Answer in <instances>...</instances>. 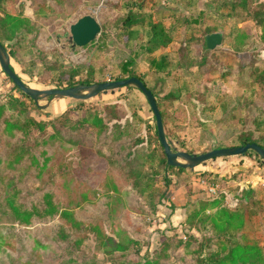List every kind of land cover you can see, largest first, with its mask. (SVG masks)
Here are the masks:
<instances>
[{
    "label": "rangeland",
    "instance_id": "374dc122",
    "mask_svg": "<svg viewBox=\"0 0 264 264\" xmlns=\"http://www.w3.org/2000/svg\"><path fill=\"white\" fill-rule=\"evenodd\" d=\"M11 1L15 5V11L30 19L37 33L34 46L28 44L29 39L23 44L25 52L20 54L23 66L11 61L15 71L27 86L38 90L57 89L58 87V82L53 81V76L50 74L53 71L47 68V64L40 63L38 66L32 67L35 60L41 61L43 53L48 55L49 64H53L54 68H56L55 63L67 69L84 66L82 78L79 79L90 77L96 82H101L100 80L111 82L118 76L126 78L127 75L122 73V64L130 58H135L134 53L138 51V45L134 41L131 48L125 46L127 37L125 32L120 29L128 13L123 10L119 0ZM130 1L133 0H127V2ZM152 1L156 5L150 9V3L146 1L142 13L151 14L154 22L164 23L166 27H170L177 19L182 21L184 17L191 16L192 13L189 11L194 8L190 5L189 0H174V2L163 0L160 4L157 3L158 0ZM193 2L195 5L198 4L194 14L197 12H203L206 15L214 14L217 19L209 18V21L221 25L223 34L231 31L236 19H228L227 9L220 8L224 0H193ZM258 2L264 3V0H258ZM47 10L53 11L47 13L46 17L35 15L37 11L45 12ZM172 13H175L177 17L172 16ZM85 16H93L98 20L101 25V34L94 43L86 48H72L69 42L70 27ZM241 27L247 35H250V38L248 49L235 57L239 62H234L229 56L209 62L203 69L181 70L178 68L173 54V46L178 45L176 41L172 44L173 46L156 54L157 57L168 55L173 76L149 70L140 62V56L135 58L134 73L141 76L149 87H156V93H162L164 86L179 93L183 90L184 80H189V74L198 72L196 80L192 79L188 86L193 93H208V102L212 103L215 100V93L221 87L220 82L214 84L212 81L218 80L221 74L232 70V76H228L227 79L226 90L229 94L240 93L242 89L236 81L239 71L238 63L243 67L254 64L259 69H264V43L260 41V30L252 22L241 24ZM182 29L185 30V27ZM14 43L15 41L5 42L8 53ZM206 49V43L205 45L203 43L192 45L195 62L198 63L207 55ZM218 49L223 53H229L226 45H222L216 50ZM41 65L43 66L41 67ZM22 69H25L29 74H24ZM209 69L214 70L208 72ZM88 72H92V75H88ZM57 73L59 75L60 72ZM8 95L22 98L0 66V103L6 104ZM23 99L28 104L30 116L48 124H52V120L65 111L77 109L80 103L71 99L46 98L39 102V106L45 107L41 109L33 100ZM84 103V107L106 117L110 114L104 104H117L120 116L118 123L124 127L128 123L132 124L133 132L145 139L144 144L135 148L129 158H121V155L115 152L118 163L110 165L106 160L101 159V155L96 154L99 146L95 143L94 132L90 127H87L83 133L86 135L88 144L93 147L96 158L94 157L93 165L85 168L81 165V152L77 147L68 143H64V146L60 147V143L57 142L49 149L47 145L43 144L44 138H41L43 136L40 135V132L30 128V135L24 144L26 150H31V154L37 156L40 163L43 162L42 153L44 151L48 156L54 154L51 164L47 165L37 180L32 172L7 169L8 163L13 161V156L19 150L15 145L18 143L16 140H19L20 137L12 140L10 146H6V139L0 135V264H60L67 255H62L61 252L68 250L76 240L82 241V244L75 251V257L84 256L88 260L93 258L96 260V264H123L129 260L154 255L164 237L177 236L185 240L188 237L187 233H191L201 240L204 237L214 236L209 230L197 232L185 228L183 212L180 211V208L179 211H176L178 208L175 209L170 196H168L169 187L166 188L165 181L162 180L163 177H167L168 180L175 181L177 186L188 187L191 178L202 177V174H198V176L191 170H186L184 173L178 170H168L169 172H167L162 166H158L161 174L155 179L156 188L164 195V200L153 213L145 204L146 201L131 189L134 174L140 173L146 176L150 174L146 155L158 147V143L153 137L156 120L146 97L137 88L126 87L115 92L100 94L93 99L84 101ZM181 105L182 110L175 116L177 118L171 119L165 128V132L168 133L167 139L174 148L178 151L191 150L194 154H203L233 145V138L236 137L238 131L222 132L219 130V125L203 127L202 122L198 121L199 118L202 119L201 117L191 118L193 117L190 114L192 110L187 98L182 99ZM257 105L258 111L264 109V99L258 100ZM80 116L78 112L71 113L73 121H77ZM114 123L117 122L110 123L109 127L112 128ZM47 133L52 135L53 129L50 127ZM177 140L185 142V149L179 147ZM104 151L107 152V149ZM245 157L247 162L245 160L240 162L241 168H236L239 164H233L239 158L230 157L209 161L195 169L198 170L197 173L211 171L208 178L209 183L219 184L220 187L227 188V183L231 179H236L238 183H241L239 188L243 191L231 189L232 197L229 204L224 200V205L230 209H236L241 205L245 190L251 187L256 189L258 198L261 200L260 207L254 206L250 200L243 201L244 206H254L259 210V214L248 222L246 231L264 247V162L252 152ZM249 160L253 162V166H245V163H250ZM27 164H29V160L26 159L22 166ZM9 183H12L10 188H8ZM48 191H52L56 195L62 207L75 210L78 217L85 223V228L82 231L71 233L68 243L60 242L57 238L60 226L58 218L35 220L32 227L25 228L17 224L12 214H6L4 192L14 195L18 204L30 207L32 203H38L42 195ZM203 194L204 196L200 194V196L190 199L188 205L196 204L199 199H220L221 197L219 191L216 194L211 193V196L206 195L205 192ZM184 195L182 192L181 197ZM187 208L189 207L187 206ZM127 215H130V221L139 226L137 234H130L126 231L125 216L127 217ZM95 219L102 220L107 233L116 240L128 243L133 239L136 244L123 255L104 253L100 250L95 235L90 229L89 223ZM188 241L192 244L190 249L179 250L178 256L188 255L190 251L198 249L196 240L189 239ZM208 253L209 250H206L204 255ZM177 259L179 258L175 257L163 264H190L194 261L191 256H186L184 261Z\"/></svg>",
    "mask_w": 264,
    "mask_h": 264
},
{
    "label": "trees",
    "instance_id": "16d2710c",
    "mask_svg": "<svg viewBox=\"0 0 264 264\" xmlns=\"http://www.w3.org/2000/svg\"><path fill=\"white\" fill-rule=\"evenodd\" d=\"M146 1L150 3V9L156 5L152 0H133L130 2L119 0L123 10L128 13L122 22L120 31H124L126 34V47L131 48L132 43L134 41L137 42L138 51L134 53V57L140 56V62L147 66L149 70L173 76L168 55L164 54L157 57L156 54L160 51H165L169 46H173L172 44L176 41L178 45L176 47L173 46V54L176 58L177 66L181 70L203 69L209 62L218 61L220 58H228L229 56L232 57L234 62H239L235 57L248 49V40L250 38V35H247L242 30V27L240 28V25L244 23H254L261 32L260 41L264 43V3H259L258 0H224L220 8L227 9L228 19H236L231 27V31L224 34L223 45L227 46L229 53H223L219 49L216 51L206 49L207 55L197 63L194 61L195 57L192 54V45L197 43L205 45L206 36L223 31L221 25L209 21V18L216 20V15H206L203 12L194 14L193 12L196 13L195 9L198 7V4L195 5L193 0H189L190 5L194 6L189 11L192 15L184 17L182 21L177 19L170 27H166L164 23L154 22L151 14L142 13ZM161 1L163 0H158L157 3L160 4ZM171 1L174 2V0ZM14 6L11 0H0V43L5 47V42L11 43L15 41L11 46L9 55L11 61L13 60L22 67L23 61L20 54L25 52L23 44L29 39L28 44L30 43L34 46L37 33L30 19L23 16L22 13L15 11ZM52 11H37L35 15L37 17H46V14ZM172 16L177 17L175 13H172ZM183 27H185V30L182 29ZM42 55L41 61L35 60L32 67H36L40 63L47 64V68L54 72L50 74L53 76V81L58 82L57 89L72 88L79 85L91 86L95 83L108 82L105 80L96 82V80L94 81L90 77L79 79L82 78L84 66L67 69L55 63L56 68H54L53 64H49L48 55L44 53ZM135 58H130L122 64V73L127 75L126 78L118 76L112 80L121 81L136 77L142 81L153 92L157 100L164 129L169 125L171 119L177 118L175 116L182 110L181 101L187 98L192 110L190 114L193 117L191 118L196 119L197 116L201 117L202 119L199 118L198 121L202 122L203 127L219 125V130L222 132L238 131L236 137L233 138V145L226 148L258 144L264 149V109L261 111L257 110V101L264 99V69H259L254 64L243 67L238 63L239 71L236 81L242 89L241 92L232 94L227 92V79L228 76H232L233 74L231 73L232 70H229L227 73L221 74L218 80L212 81L214 84L220 82L221 87L215 93L214 102L209 103L208 93H193L188 86L191 84L192 79L193 81L196 80L198 72L189 74V80H184L181 92L176 93V91L164 86L162 93H156V87H149L141 76L134 73ZM11 69L18 75L12 63ZM211 70L214 69H209L208 72ZM22 72L29 74L25 69H22ZM57 72H60L59 75ZM91 73L88 72V75H92ZM10 82L12 83L11 80ZM14 88L22 98L32 100L16 86ZM22 98L8 95L7 103H0V135L6 139V146H10L11 142H13L12 140L20 137L19 140H16L18 143L15 145L19 150L13 156V161H10L7 165V169L9 170L32 172L36 179L39 180L43 170L47 165L51 164L54 154L48 156L47 152L44 151L42 153L44 156L43 162L40 163L39 158L31 154V150L27 151L26 147H24L25 140L30 135V128H34L40 132V135L43 136L41 138H44L43 144L47 145L49 149L57 142L60 143V147L64 146V143L77 147L81 152V165L85 168L94 164L96 154L101 155V159L106 160L110 165H114L118 163V159L114 154L115 152L116 154H120L121 158H129L132 151L145 142L143 137L133 132L132 124L128 123L124 127L118 123L120 116L117 104H104L110 114L106 117L103 114L92 112L83 106L84 102H80L77 109L65 111L60 116L54 118L52 124H48L31 117L28 104ZM72 112H78L81 115L77 121L72 120ZM115 121L117 123H114L112 128H110L109 124ZM50 127L53 129L52 135L47 133ZM87 127H90L95 134V143L99 146L97 147L96 154L93 151V147L88 144L86 135L83 133ZM165 134L167 137L168 133L165 132ZM153 137L156 139L158 147L146 155L150 174L147 176L140 173L134 174L131 184L133 192H136L140 198L146 201L145 204H147L152 213L164 200V195L156 188L157 182L155 179L161 174L158 166H162L167 172L178 170L184 173L186 171L181 168L176 169L168 166L164 149L159 142L157 126L155 127ZM177 144L182 149L186 147L184 141L180 142L177 140ZM104 149H107V152ZM185 152L194 154L191 150H186ZM247 154H250V152ZM26 159L29 160V164L22 166ZM205 174L203 173L202 176H206ZM162 180L165 181L166 188L171 185L172 181L168 180L167 177H163ZM11 186L12 183H9L8 188ZM256 192L252 187L245 190L241 205L236 209L226 207L220 200L199 199L194 205L187 204L186 217L183 222L185 228L197 232L209 230L214 236L204 237L201 240H198L191 233H187L188 237L185 240L177 236L164 237L154 255L129 260L123 264H163V262L175 259V257L179 258L177 259L179 261H184L186 256L194 258L193 263L190 264H264V247L246 231L248 222L259 214V210L254 208V206L260 207L261 205V200L258 198ZM188 193L192 196L190 190H188ZM3 198L7 208L6 214H12L19 226L30 228L33 226L35 220H54L58 218L60 226L57 238L60 242L68 243L73 231L80 232L85 228L84 221L78 217L76 211L62 207L52 191L43 194L41 200L38 203H32L30 207L18 204L15 196L11 195L10 192L7 194L4 192ZM249 200L252 201L253 207L243 205V201L248 202ZM130 218V215L125 216L126 231L130 232V234H137L139 226L130 221ZM89 225L100 250L108 255L117 253L126 254L136 244L133 239L125 243L110 236L102 220L95 219ZM189 239L198 242V249L190 251L188 255L178 256L179 250L190 249L192 244L188 241ZM81 244L82 241L76 240L68 250L61 252L62 255H67L60 264H96V260L93 258L88 260L84 256H74L75 251L78 250ZM206 250H209V253L204 255Z\"/></svg>",
    "mask_w": 264,
    "mask_h": 264
},
{
    "label": "water",
    "instance_id": "95a60500",
    "mask_svg": "<svg viewBox=\"0 0 264 264\" xmlns=\"http://www.w3.org/2000/svg\"><path fill=\"white\" fill-rule=\"evenodd\" d=\"M70 34L71 37L69 42L72 48H86L94 43L101 34V25L95 17L85 16L70 27ZM205 42L207 50L214 51L223 45L224 34H210L206 36ZM0 66L6 77L12 81L14 86L20 89V91L27 97L32 99L41 109L45 108L39 106L41 99L60 98L84 102L93 99L100 94L115 92L126 87L137 88L146 97L150 105L151 111L156 120L159 142L164 149L167 164L171 168H181L184 170L193 171L196 167L206 164L209 161L219 158L244 157L248 152L256 154L264 162V149L258 144H248L234 148L215 149L203 154H189L185 151H178L176 148L172 147L171 143L166 137L161 112L153 92L136 77L121 81L95 83L91 86L79 85L72 88L48 90L33 89L27 86L11 69V57L7 52V49L1 43Z\"/></svg>",
    "mask_w": 264,
    "mask_h": 264
},
{
    "label": "crops",
    "instance_id": "0c3cea01",
    "mask_svg": "<svg viewBox=\"0 0 264 264\" xmlns=\"http://www.w3.org/2000/svg\"><path fill=\"white\" fill-rule=\"evenodd\" d=\"M236 158H239V159H237V161H234L233 164H239L240 162H242L244 160H245V162H247V158L246 157H236ZM249 162L250 163H245V166H253V162L250 161V160H249ZM236 168H241L240 164L237 165ZM193 171L197 175L198 174H203V173H206V172H208V173H206L207 174L206 176L191 178V180L189 181L188 187L185 186V185L177 186L176 182L172 181L171 185L168 188V196H170V199H171L173 205L175 206V209L178 208L176 211H179V208H180V211L183 212V217H182L183 218V222H184V219L186 217V212H187V209L185 207L188 204L190 199L198 197V196H200V194H201V196H204L203 192H205L206 195L211 196V193L209 191V187L206 184H201L200 183V181L203 180V179L207 180V182H208V178H209V175L211 174V171L207 170V171H203L201 173H197L198 172L197 169H195ZM240 184L241 183H238V181L236 179H231L227 183V188H225L224 186L220 187V189H219V192L221 193L220 199L219 198H215V199H208V200H211V201L221 200L223 203H224V200H225L229 204L230 198L232 197L231 196V189H235V191L238 190V189H239V191L240 190L243 191V189L239 188ZM252 188L255 189L254 187H252ZM188 190L191 191L192 196L189 195ZM182 192H184V194H185L183 197H181L182 196ZM223 195H224V197H223Z\"/></svg>",
    "mask_w": 264,
    "mask_h": 264
},
{
    "label": "built area",
    "instance_id": "2783aa9c",
    "mask_svg": "<svg viewBox=\"0 0 264 264\" xmlns=\"http://www.w3.org/2000/svg\"><path fill=\"white\" fill-rule=\"evenodd\" d=\"M200 183L201 184H206L209 187L210 193H212V194H216L219 191V189H220V185L219 184L209 183V180L207 182V180L203 179V180L200 181Z\"/></svg>",
    "mask_w": 264,
    "mask_h": 264
}]
</instances>
